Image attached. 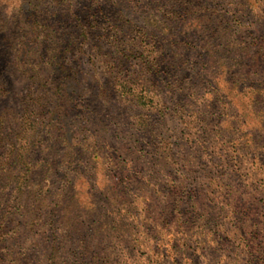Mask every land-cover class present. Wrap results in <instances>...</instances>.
<instances>
[{"label":"rangeland","instance_id":"rangeland-1","mask_svg":"<svg viewBox=\"0 0 264 264\" xmlns=\"http://www.w3.org/2000/svg\"><path fill=\"white\" fill-rule=\"evenodd\" d=\"M0 140V264H264V0H0Z\"/></svg>","mask_w":264,"mask_h":264},{"label":"trees","instance_id":"trees-1","mask_svg":"<svg viewBox=\"0 0 264 264\" xmlns=\"http://www.w3.org/2000/svg\"><path fill=\"white\" fill-rule=\"evenodd\" d=\"M119 6H121V5H119ZM172 6H174V5H172ZM178 6H180V5H178ZM122 7V6H121ZM123 56H125V54L123 55ZM58 66H57V69L58 70H60V71H65V70H63V67L61 66V65H59V64H57ZM149 69V68H148ZM151 72H153V68H152V66H151V68L149 69ZM65 73V72H64ZM66 76V75H65ZM60 116V115H59ZM6 128H8V127H5L4 129H6ZM9 136H10V134H6L5 135V138H9ZM1 141V140H0ZM12 156V161L11 162H8V164H11L10 166H12L14 163L15 164H18L19 162H21V160H20V158L18 157V154L17 153H13L12 152V154H11ZM17 156V157H16ZM47 166L46 167H49L50 166V163H47L46 164ZM45 167V168H46ZM45 168H43L42 169V172L41 173H39V171H37V170H28V171H26V174L24 175L25 176V178H26V182L28 181V182H30V180H31V178H32V175H35V174H44V171L43 170H45V172L47 171ZM8 170L9 169H0V186H2L0 189H1V191L4 189V185L9 181V176L10 175H8L7 173H8ZM37 171V172H36ZM25 173V172H24ZM27 193H28V196L30 197V198H32V197H34V200H37L38 199V197L39 196H35L34 194V196H32L31 195V192H30V189H29V191H27ZM38 195V194H37ZM4 219H3V216H1L0 217V245H3L5 242H7L8 241V238H10V237H12L11 235L10 236H8L7 237V231H4L5 230V224H4V221H3ZM85 224V221L84 220H73V222H72V224H71V226H70V232H71V236H73L74 235V233H76V232H81V226L82 225H84ZM73 234V235H72ZM18 235V233L16 232L15 234H14V236H17ZM33 246H35L36 247V245L35 244H33L32 245V247ZM53 248H54V246H53ZM54 249H51V251H50V253H49V257H48V259H51L50 260V264H55L53 261H54V256H53V254H54ZM33 255V256H32ZM18 263H20V264H38L37 263V261H35V254H33V253H30V251H28L27 249L26 250H24V247L22 248V251H21V256H20V258H19V262Z\"/></svg>","mask_w":264,"mask_h":264}]
</instances>
